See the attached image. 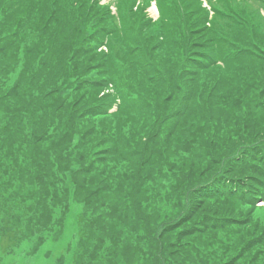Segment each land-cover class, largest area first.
Segmentation results:
<instances>
[{
  "label": "trees",
  "instance_id": "trees-1",
  "mask_svg": "<svg viewBox=\"0 0 264 264\" xmlns=\"http://www.w3.org/2000/svg\"><path fill=\"white\" fill-rule=\"evenodd\" d=\"M152 1L0 0V260L264 264V0Z\"/></svg>",
  "mask_w": 264,
  "mask_h": 264
},
{
  "label": "rangeland",
  "instance_id": "rangeland-1",
  "mask_svg": "<svg viewBox=\"0 0 264 264\" xmlns=\"http://www.w3.org/2000/svg\"><path fill=\"white\" fill-rule=\"evenodd\" d=\"M258 204L260 206H264V201H259ZM73 212V211H72ZM67 227L64 229V235L63 238L60 239L59 241L55 242V243H46L47 247H50L52 249V255L53 256H57L58 253H60L59 251L63 249V247L65 248L66 246H68L69 241H71L70 237H71V229L73 226V221H71V218L69 217L68 223H67ZM32 245V244H31ZM30 245V246H31ZM46 247V248H47ZM26 249H29V246L26 247ZM64 250H62L63 252ZM41 254H43V250L40 252ZM72 253V251H71ZM37 255H33V256H28L26 253L23 251L20 255V253L17 255V257L14 260H11L13 264H55V260L53 258H49L46 257L45 255H43L41 261L36 259ZM71 258V256H70ZM6 259L9 260V257H6ZM69 262V261H68ZM9 262H4L2 260H0V264H12Z\"/></svg>",
  "mask_w": 264,
  "mask_h": 264
},
{
  "label": "snow or ice",
  "instance_id": "snow-or-ice-1",
  "mask_svg": "<svg viewBox=\"0 0 264 264\" xmlns=\"http://www.w3.org/2000/svg\"><path fill=\"white\" fill-rule=\"evenodd\" d=\"M118 110V109H117Z\"/></svg>",
  "mask_w": 264,
  "mask_h": 264
}]
</instances>
